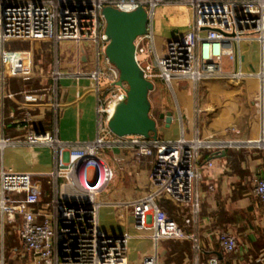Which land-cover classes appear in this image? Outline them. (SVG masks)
<instances>
[{"label": "built area", "instance_id": "1", "mask_svg": "<svg viewBox=\"0 0 264 264\" xmlns=\"http://www.w3.org/2000/svg\"><path fill=\"white\" fill-rule=\"evenodd\" d=\"M160 5H186L193 11L188 30L167 39L162 55L154 44L152 19ZM104 7L131 12L142 7L147 14L146 32L134 40L135 60L145 79L165 84L187 79L193 83L224 76L240 78L239 70L227 72L223 56L243 39L258 41L264 51V0H0V80L30 78L34 75L31 49L7 48L6 43L51 40L72 41L78 47L88 42L93 50L90 70L66 71L55 53L47 88L53 101L51 131L29 130L23 140L0 138V149L25 144L51 149L53 168L48 173L15 172L0 165V241L8 224L20 221L27 226L20 256L15 264H136L128 259V243L133 232L148 237L154 251L138 264H162L158 243L162 240H189L194 260L180 264H209L198 259L201 249L195 233L183 229L159 204L164 196L189 209L195 219L200 210L197 186L204 171L212 166L202 161V152L219 156L227 149H264V139H187L147 138L141 135L117 136L110 132L108 119L115 105L125 98L127 86L116 85L118 69L105 55ZM80 62V57L77 58ZM89 78L96 96V132L91 140L68 141L58 137V83L63 78ZM102 80V81H101ZM27 100L36 99L26 95ZM29 117V114H26ZM128 149L136 156L149 157L151 186L140 196L116 203L123 210L121 233L101 229L99 209L113 180V170L100 155L102 149ZM50 187L47 203L41 202V182ZM212 187L209 186V189ZM253 193L264 202V179ZM132 217L130 220L129 218ZM217 238L225 256L238 249L235 236L218 231ZM29 259V261H28ZM28 261V262H27ZM0 264L5 262L0 250ZM220 264L235 263L228 257ZM250 264V263H247ZM259 264H264L260 261Z\"/></svg>", "mask_w": 264, "mask_h": 264}, {"label": "crops", "instance_id": "2", "mask_svg": "<svg viewBox=\"0 0 264 264\" xmlns=\"http://www.w3.org/2000/svg\"><path fill=\"white\" fill-rule=\"evenodd\" d=\"M181 18L184 25L189 26V14H183ZM175 20L176 15L169 16L167 21L174 26ZM174 32L171 37L180 34L177 29ZM78 57L80 62L77 61ZM71 59L68 60L66 55L59 58L60 67L74 71L87 63V57L82 55L80 47H77ZM221 62L225 71L239 70L243 76H224L197 83L187 79L173 80L168 85L154 79L151 92L156 98L158 112L156 116H151L156 119L158 138L173 140L197 136L202 139H264V51H261L258 41L243 39L234 45L233 54L223 56ZM33 67L35 73L30 78L0 80V138L23 140L29 130L51 131L53 98L47 90L50 80L43 76L42 69L35 65L34 59ZM26 95H33L36 99L27 100ZM88 96L93 98L92 105L87 104L85 109L82 102ZM57 102L60 139L84 141L95 137L96 96L89 78L61 79L58 83ZM82 111L85 112L88 125L91 124L86 132L80 130V127H85ZM166 112L171 113L168 126H165L164 119H159V115ZM27 113L29 117H26ZM5 150L12 157L9 164L15 172L36 175L48 173L53 168L51 149L47 146H6L0 149V165L3 166ZM109 150L110 155L101 156L112 168L113 180L103 196L105 204L102 207L110 206L119 215L116 217V228L108 230L100 227L110 233H121L124 230L121 217L123 210L116 203L134 199L150 188L151 159L136 156L128 149ZM209 158L212 166L204 171L203 180L197 186L200 210L195 219L191 217L188 208L175 205L167 198H161L159 204L183 229L197 235L201 247L198 252L200 261L220 264L228 257L235 263L259 264L264 261V202L255 196L253 188L259 179H264V149H227L219 156H210L207 151H203L202 161ZM114 169L118 173V181L115 180ZM40 186L42 195L39 206H44L48 201L50 187L46 181H42ZM209 186L212 188L209 189ZM218 231L229 232L237 239L238 249L230 256L222 252L217 238ZM136 238L151 241L146 235L134 231L129 242ZM183 242L189 243L190 256L184 254L182 261L177 262L169 260L168 255L165 261L164 255L169 250L163 248L161 255L158 248L160 263L192 262L195 252L191 242ZM144 255L134 259L135 263H140ZM128 259L132 260L129 253Z\"/></svg>", "mask_w": 264, "mask_h": 264}, {"label": "rangeland", "instance_id": "3", "mask_svg": "<svg viewBox=\"0 0 264 264\" xmlns=\"http://www.w3.org/2000/svg\"><path fill=\"white\" fill-rule=\"evenodd\" d=\"M183 14H189L190 22L193 20V11L186 5H160L157 6L154 9L153 13V19H152V27H153V35H154V44L158 51L159 55H162V46L164 45V42L169 39L171 36H173L174 29H177L179 33H184L188 30V26L184 25V20L181 18V15ZM176 15L177 20H175L174 26L171 25L170 22H168L169 16ZM185 26V27H184ZM5 46L7 48H11L13 50L16 49H31L33 52V59L34 63L37 67L40 68L42 73H47L49 66L51 65V62L53 60L54 54L57 55L61 51V57L59 55V58H63L65 55L68 57V60H72L73 54L75 55V51L77 49V45L72 41H62L60 43H53L51 40H26V41H17L12 43H6ZM80 50L82 55H85L87 57V63L84 64L81 68L82 71L90 70L93 67V50L89 46L88 42H83L80 45ZM102 81V80H101ZM48 82V79H47ZM89 86L88 88H90ZM155 97L153 93H149V100L151 104L150 108V114L152 116H156L158 112V106L155 101ZM93 98L90 96L86 97L82 102V107L87 108L88 105H92L91 101ZM94 106V103H93ZM81 110H83L81 108ZM83 112V111H82ZM84 126L80 127V130L83 131L86 128H88L89 124L87 123L85 112L82 114ZM82 126V122H81ZM84 132V131H83ZM100 155H110L109 149H101ZM11 156L9 153L5 150L3 154V161H4V167L6 169L15 170L14 167L10 166L9 162L11 161ZM1 160V159H0ZM115 174V180L118 181V173L116 169H114ZM162 198H166V196L163 195ZM183 207V206H182ZM119 215L118 211H114V208L110 206H104L99 209V223L101 227L107 228L108 230L116 228L117 226V219L116 217ZM27 231L26 225H21L20 221H16L14 224H8L3 229V241H0V250L2 248L5 262L7 264H15L19 262H25V257L22 258L20 256V250L23 246V242L21 241V238L24 237V234ZM180 243L182 241H176V240H162L158 243V248L160 254L163 251V248L166 250H169L171 244L173 243ZM154 251V245L149 240H144L140 238H136L135 240H132L128 243V253L132 257L131 263H135L134 259L140 258L144 254H151ZM162 255V254H161ZM165 261L168 260V254L164 255ZM29 261V259H28ZM27 261V262H28Z\"/></svg>", "mask_w": 264, "mask_h": 264}, {"label": "water", "instance_id": "4", "mask_svg": "<svg viewBox=\"0 0 264 264\" xmlns=\"http://www.w3.org/2000/svg\"><path fill=\"white\" fill-rule=\"evenodd\" d=\"M102 14L105 18V34L109 40L105 55L119 71L116 85L127 86L125 98L115 105L108 119V129L117 136L157 138L156 119L150 114L148 97L154 85L144 78L134 55V40L146 32L147 14L142 7L131 12L104 7ZM159 119H164L165 126H168L171 113L160 114Z\"/></svg>", "mask_w": 264, "mask_h": 264}, {"label": "trees", "instance_id": "5", "mask_svg": "<svg viewBox=\"0 0 264 264\" xmlns=\"http://www.w3.org/2000/svg\"><path fill=\"white\" fill-rule=\"evenodd\" d=\"M184 254H188L190 256V247L188 242H183L181 244L179 243H174L171 244L168 255H169V260H176L177 262H181Z\"/></svg>", "mask_w": 264, "mask_h": 264}]
</instances>
